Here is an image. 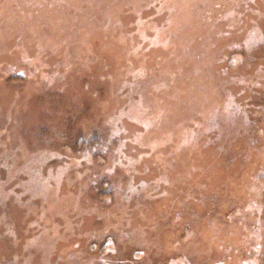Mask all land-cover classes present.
<instances>
[{
    "label": "rangeland",
    "instance_id": "1",
    "mask_svg": "<svg viewBox=\"0 0 264 264\" xmlns=\"http://www.w3.org/2000/svg\"><path fill=\"white\" fill-rule=\"evenodd\" d=\"M0 264H264V0H0Z\"/></svg>",
    "mask_w": 264,
    "mask_h": 264
},
{
    "label": "trees",
    "instance_id": "2",
    "mask_svg": "<svg viewBox=\"0 0 264 264\" xmlns=\"http://www.w3.org/2000/svg\"><path fill=\"white\" fill-rule=\"evenodd\" d=\"M91 135H94V133H92Z\"/></svg>",
    "mask_w": 264,
    "mask_h": 264
}]
</instances>
